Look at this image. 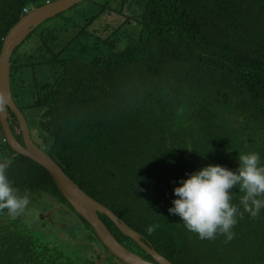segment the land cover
I'll list each match as a JSON object with an SVG mask.
<instances>
[{
	"label": "trees",
	"instance_id": "obj_1",
	"mask_svg": "<svg viewBox=\"0 0 264 264\" xmlns=\"http://www.w3.org/2000/svg\"><path fill=\"white\" fill-rule=\"evenodd\" d=\"M45 1L0 0V45L22 8ZM130 4L135 31L125 26ZM64 22L60 33L36 30L31 50L19 53L16 45L9 57L12 99L36 114L32 131L27 125L35 145L170 263L264 264V208L251 217L238 186L230 203L242 217L231 240H202L168 211L174 188L203 167L235 172L239 155L253 152L264 166V0H104L84 29ZM4 156L13 161L7 176L19 194L45 200L51 214L73 212L88 249L81 258L50 245L5 209L0 264H98L97 249L105 248L45 169L0 135ZM98 216L118 243L151 260ZM108 257L102 264H124Z\"/></svg>",
	"mask_w": 264,
	"mask_h": 264
},
{
	"label": "clouds",
	"instance_id": "obj_2",
	"mask_svg": "<svg viewBox=\"0 0 264 264\" xmlns=\"http://www.w3.org/2000/svg\"><path fill=\"white\" fill-rule=\"evenodd\" d=\"M31 7L33 6L22 8L23 14ZM7 104V97L0 95V112L5 110L7 130L10 136L20 143L16 139L18 134L20 136L19 124L13 112L6 107ZM16 107L21 111L17 105ZM21 113L27 124L24 113L22 111ZM0 135L1 140L5 142L1 131ZM238 160L239 168L235 172L220 165H208L190 174L189 178L181 181V186L174 188V195L178 198L173 200V207L169 208V213L178 215L184 226L198 234L202 240H213L217 234L224 235L227 240L233 238L232 228L238 222L237 216L242 217L238 208L230 203V191L234 187L238 186L239 191L245 193L241 204L251 217H257L264 208V199L259 198L264 196V166H258L259 154L254 152L240 154ZM12 163L10 157H0V211L6 209L8 215L15 219L25 211L30 199L27 193L19 194V190L9 181L7 170ZM155 227V225L148 227V233L151 234Z\"/></svg>",
	"mask_w": 264,
	"mask_h": 264
},
{
	"label": "water",
	"instance_id": "obj_3",
	"mask_svg": "<svg viewBox=\"0 0 264 264\" xmlns=\"http://www.w3.org/2000/svg\"><path fill=\"white\" fill-rule=\"evenodd\" d=\"M82 0H50L31 8L14 22L2 38L0 45V95L7 97V108L13 112L19 127L21 143H18L7 130L5 110L0 112V131L6 144L15 152L23 154L43 167L50 175L61 196L70 207L91 228L97 240L105 248L106 253L112 255L124 264H172L157 253L149 244L142 241L141 236L128 227L123 221L105 206L86 194L64 171L35 143L31 140L26 127L25 119L21 111L12 101L8 85L9 57L13 48L31 31L34 26L79 3ZM6 109V108H5ZM50 208L39 218L50 220ZM99 214L109 219L119 232L134 241L151 260H146L139 255L124 248L113 237L105 224L99 218Z\"/></svg>",
	"mask_w": 264,
	"mask_h": 264
},
{
	"label": "rangeland",
	"instance_id": "obj_4",
	"mask_svg": "<svg viewBox=\"0 0 264 264\" xmlns=\"http://www.w3.org/2000/svg\"><path fill=\"white\" fill-rule=\"evenodd\" d=\"M103 1L104 0H82L79 3H76L75 5L62 11L58 15H54L53 17L42 21L41 23L34 26L31 34L28 35L26 39H23L19 44H17V52L21 53L23 51H26L28 53L31 50V46L34 42L33 36L36 30H38L39 32L48 27H60V33V31H62V24L65 23L64 20L66 19L74 22V31H77L79 28L84 29L85 19L91 16L94 10L97 8V4ZM133 5L134 4L126 5V8L124 9L125 15L128 17L127 20L130 19V9ZM129 21H131V19ZM66 26L68 27L69 25ZM92 26L93 25H91V27ZM125 26L132 31H135L137 29V25L134 21L129 22V24ZM59 38H61V35ZM36 76L38 77L37 70ZM23 113L27 120L29 131H32L33 124L36 121L35 111L33 109H25L23 110ZM14 130L16 131L15 128ZM48 206L49 205L46 204V201L43 199H31L25 211L19 216H24L26 221L29 220L31 226H34L33 232L42 241H45L50 245H54L57 248H61L68 253L74 254V256L84 258L87 254L86 249H88V240L85 239V241H83V236L80 235L82 223L79 222L78 217L73 212L69 211V209H67L69 211L68 212L66 210V207L63 206L65 211H67L65 212L66 217H63L58 211H52L50 217L51 221H48L47 219L40 220L38 218V215L48 211L51 207ZM73 238H75L74 241L78 239L83 243L81 244L79 242H74ZM97 251L99 252L98 258L96 260L98 264H102V259L104 256L108 259H112V257H108L110 254L106 255V252L104 253L99 249H97Z\"/></svg>",
	"mask_w": 264,
	"mask_h": 264
}]
</instances>
